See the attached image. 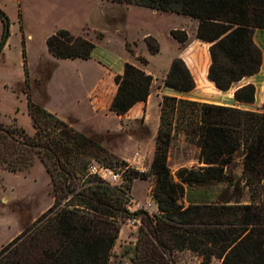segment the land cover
Listing matches in <instances>:
<instances>
[{
    "label": "trees",
    "instance_id": "obj_1",
    "mask_svg": "<svg viewBox=\"0 0 264 264\" xmlns=\"http://www.w3.org/2000/svg\"><path fill=\"white\" fill-rule=\"evenodd\" d=\"M197 20L196 39L209 44L208 79L228 91L261 71L262 48L254 38L264 30V0H114ZM3 31L0 55L11 35V22L0 7ZM172 35L186 45L185 29ZM152 54L160 51L155 37H146ZM49 52L60 59H90L95 44L68 29L47 39ZM27 74V70H26ZM153 75L126 62L117 75V91L110 109L125 116L138 102L147 101ZM177 92L193 91L197 82L187 62L178 56L164 78ZM235 99L252 104L256 86L238 87ZM177 103L190 106L188 133L199 148L202 166L182 167L174 175L168 150L175 137L170 113ZM156 151L148 171L130 168L104 146L97 136L75 129L55 113L28 98L33 135L21 126L0 122V165L22 171L39 158L53 186V205L32 226L0 249V264H109L129 218H141L133 247L132 264H170L175 253L190 250L208 264H264V112L164 95ZM243 158L242 175L233 170ZM112 168L126 164V187L111 184L91 172L93 162ZM156 177L153 197L159 212L129 209V192L136 178ZM177 177V179H176ZM220 185H225L220 187ZM247 196L248 200L243 201Z\"/></svg>",
    "mask_w": 264,
    "mask_h": 264
},
{
    "label": "rangeland",
    "instance_id": "obj_2",
    "mask_svg": "<svg viewBox=\"0 0 264 264\" xmlns=\"http://www.w3.org/2000/svg\"><path fill=\"white\" fill-rule=\"evenodd\" d=\"M0 7L11 22V35L0 55V122L15 123L33 135L36 129L28 110L29 96L49 111L63 113L64 110H75L74 114L80 118L72 122L74 124L70 123L75 129L99 137L109 152L130 168L140 171L145 168L144 171H148L150 156L156 151L152 131L142 119L122 120L119 126L120 117L111 111L109 104L117 85L115 78L123 73L126 62L149 69L159 78L166 59L174 50L175 41L167 35L168 29L183 27L194 40L197 20L114 0H0ZM60 29H68L75 35L90 39L95 44L93 54L96 60L106 66L108 70H104L111 75L104 82L106 89L98 99V106L102 108L99 114L91 113L89 94L102 75V67L83 59L54 57L48 50L47 39ZM2 31L0 20V39ZM149 35H161L162 56H154L150 52L146 43ZM254 38L264 54V30L256 29ZM183 48L181 45L180 51ZM186 57L194 66L197 86L191 92L169 96L264 112V62L259 74L252 79L256 86L255 102L242 104L231 96L238 84L231 91L221 92L206 78L204 72L211 60L209 44L197 40L196 45L186 51ZM153 85L151 102L157 106L162 84L153 79ZM176 105L178 110L169 114L175 127V137L169 146L168 164L174 175L182 167L203 165L198 160L200 150L195 145V139L188 133L191 107L180 103ZM126 164H114L110 168L121 175L114 185L126 187L128 184ZM242 168L243 158L238 154L233 166L235 174L241 176ZM155 184L156 177L153 175L133 181L129 192L133 211H136L135 202L153 201L158 207L153 197ZM246 200L247 196L243 201ZM53 203L51 177L39 158L36 157L32 165L22 171H9L0 165V249L24 228L32 226ZM141 224H122L109 264L133 263V247ZM169 262L204 264V259L197 253L184 250L175 253ZM208 264H221V260L214 257Z\"/></svg>",
    "mask_w": 264,
    "mask_h": 264
},
{
    "label": "crops",
    "instance_id": "obj_3",
    "mask_svg": "<svg viewBox=\"0 0 264 264\" xmlns=\"http://www.w3.org/2000/svg\"><path fill=\"white\" fill-rule=\"evenodd\" d=\"M198 24V22H197ZM178 29L177 27H170L167 31V35H169L170 39H173V41H175L174 46V50L172 51V53L169 55V57L166 59V62L163 65L162 68V74L159 78H157V76L151 72L149 69L143 68L145 69L148 73L152 74L154 77V80L156 81H161L162 86L160 87L159 91H160V95H157L159 97L158 100V104L157 106H153L152 102H151V94L148 98L147 101L144 102H138L137 104H135L125 116H118L119 118V126L121 125L122 120H126V119H133V120H139L142 119L144 124H146L148 127H150V130L152 131V135L154 138V144H156V135L158 134L159 131V127H160V123H161V101L160 99L163 98L164 95H176V93H178L177 91H175L174 89L168 88L164 86V78L166 77L172 61L174 58L181 56L188 64V66L190 67L192 73L194 74V66H192L188 60V58L186 57V51L191 49L194 45H196L197 40L192 38V35L189 33V39L186 45H182L176 38H174V36L172 35V30ZM181 29H184L183 27H181ZM197 29V27H196ZM196 29H194V34L196 37ZM193 34V36H194ZM161 35H155L154 37L156 38V40L159 42L160 44V51L156 54H153L154 56H162L163 54V41L160 37ZM199 41V40H198ZM201 43V41H200ZM184 46L183 51H180V46ZM179 47V48H178ZM97 48V47H96ZM86 61H90L92 63H94L97 67H102V75L100 76V79L98 80V83L93 87V89L90 91L89 94V100H90V105H91V113L93 115L99 114L102 112V108H100L98 106V102H99V97L101 96L100 93L103 92L105 88L104 82L106 81V79L108 78V76L111 77V75L105 71L104 69H107L106 66H104L103 64L99 63L96 58H95V54H93L92 58L90 59H83ZM211 62V60H210ZM210 62L207 63V67L205 69V76L206 78H208V70H209V65ZM99 65V66H98ZM108 70V69H107ZM197 71V70H196ZM259 74V73H258ZM257 75V74H256ZM254 76L251 77H246L243 80H241L240 82H238L237 86L235 87V89L232 90V88L230 89V91L232 90L231 96L234 97V92L235 90L245 84L248 83H254L253 82V78ZM209 80V79H208ZM209 82L214 85V83L212 81L209 80ZM198 83V82H197ZM152 87H155V85H153ZM214 87H216L214 85ZM118 86L116 85V87L114 88V92L111 94L110 99H109V104L111 105V102L113 100V97L117 91ZM153 89V88H152ZM221 91V90H219ZM222 92V91H221ZM99 93V95H98ZM218 104H223V105H227L225 103H221V102H215ZM112 111V110H111ZM53 113H55L58 117H60L61 119L65 120L68 123L74 124L72 122H75L76 120H79L80 118L78 117V115H75V110H69V111H62L63 113H59L58 111H51ZM114 112V111H112ZM75 113V114H74ZM106 129H108V127H106ZM117 130H119L120 128H116ZM154 152H152L151 156H150V160L149 163L151 164L153 159H154ZM145 169V168H144ZM144 169L142 171H144Z\"/></svg>",
    "mask_w": 264,
    "mask_h": 264
},
{
    "label": "built area",
    "instance_id": "obj_4",
    "mask_svg": "<svg viewBox=\"0 0 264 264\" xmlns=\"http://www.w3.org/2000/svg\"><path fill=\"white\" fill-rule=\"evenodd\" d=\"M90 170L92 173L98 174L99 176H101L103 179L107 180L111 184H115V181L121 178V175L119 173H115L110 168L101 166L99 163L93 164L91 166ZM135 206H136V208H135L136 211L137 210H145V211L149 212V214L151 216H154L155 214H157L159 212L158 207L155 206V202H153V201L135 202ZM129 209L131 211H133V207L131 204L129 205ZM127 223H130L132 225H135L137 223H141V218L140 217L129 218L127 220Z\"/></svg>",
    "mask_w": 264,
    "mask_h": 264
}]
</instances>
